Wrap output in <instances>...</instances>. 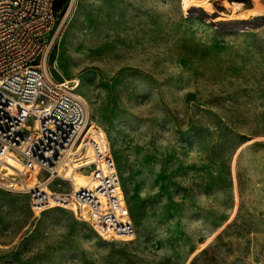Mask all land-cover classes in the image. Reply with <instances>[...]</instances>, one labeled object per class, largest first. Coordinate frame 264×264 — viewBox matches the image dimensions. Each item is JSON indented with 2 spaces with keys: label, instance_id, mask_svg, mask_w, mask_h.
I'll return each mask as SVG.
<instances>
[{
  "label": "rangeland",
  "instance_id": "obj_1",
  "mask_svg": "<svg viewBox=\"0 0 264 264\" xmlns=\"http://www.w3.org/2000/svg\"><path fill=\"white\" fill-rule=\"evenodd\" d=\"M57 1L51 72L105 131L135 233L0 189V264H264V0H211L220 24L181 0Z\"/></svg>",
  "mask_w": 264,
  "mask_h": 264
},
{
  "label": "built area",
  "instance_id": "obj_2",
  "mask_svg": "<svg viewBox=\"0 0 264 264\" xmlns=\"http://www.w3.org/2000/svg\"><path fill=\"white\" fill-rule=\"evenodd\" d=\"M70 8L0 0V189L26 194L33 213L66 208L103 237H131L107 135L89 119L78 80L55 79L49 66ZM74 173L86 184L75 187Z\"/></svg>",
  "mask_w": 264,
  "mask_h": 264
},
{
  "label": "bare ground",
  "instance_id": "obj_3",
  "mask_svg": "<svg viewBox=\"0 0 264 264\" xmlns=\"http://www.w3.org/2000/svg\"><path fill=\"white\" fill-rule=\"evenodd\" d=\"M251 1L253 3V7H250L247 9L253 11L254 13L258 12V7L260 5L259 1L258 0H251ZM181 5L185 11L190 10L191 12L197 13V15L201 13L206 16V19H209L210 21L212 20L216 24L225 23V21H223L222 18L220 17L221 15H223L222 14L223 11L222 12L216 11L217 13H215L213 10L212 4H211V0H181ZM241 5H242V1H230L229 0L228 2L224 3V6L229 8L232 13L240 9L242 7ZM188 13L189 12H186V14ZM86 181L87 179L84 180L81 185H85ZM130 238H133V236L117 237L115 239L127 240Z\"/></svg>",
  "mask_w": 264,
  "mask_h": 264
},
{
  "label": "trees",
  "instance_id": "obj_4",
  "mask_svg": "<svg viewBox=\"0 0 264 264\" xmlns=\"http://www.w3.org/2000/svg\"><path fill=\"white\" fill-rule=\"evenodd\" d=\"M57 4H58V1L57 0H54V7H55L56 10H57ZM62 11H61V13H62Z\"/></svg>",
  "mask_w": 264,
  "mask_h": 264
}]
</instances>
